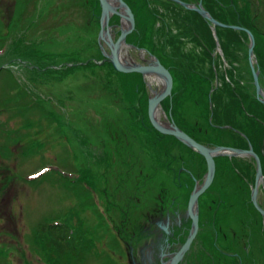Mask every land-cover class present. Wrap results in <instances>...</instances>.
<instances>
[{
	"label": "rangeland",
	"instance_id": "rangeland-1",
	"mask_svg": "<svg viewBox=\"0 0 264 264\" xmlns=\"http://www.w3.org/2000/svg\"><path fill=\"white\" fill-rule=\"evenodd\" d=\"M122 1L127 14L116 12L109 20L113 42L129 31L125 48L119 51L122 62L154 64L158 59L129 44L127 37L135 30L138 14L142 29L146 16H152L146 28L161 56L158 37L178 31L169 20L173 10L147 0V10L140 12L143 0ZM251 2L254 23L263 34L259 45L253 37L257 49L252 61L264 92L258 68L264 56V0ZM130 12L133 26L124 20ZM124 21L129 24L125 30ZM204 21L216 40L215 26ZM101 29L99 0H0V262L4 264H61L60 254L50 246L53 237L42 230L58 220L68 225L73 243L87 254L69 264H132L131 253L137 256L149 241L140 227L149 225L146 216L187 212L191 194L204 184L207 166L202 156H194L190 151H196L175 137L167 139L161 133L156 137L149 131V126L156 129L149 120L148 100L153 91H163L164 82L151 75L119 72L107 57L110 49L100 40ZM216 42V65L222 58L223 69L233 71ZM240 42L243 46L235 48L242 47L240 57L247 53L249 61L250 36ZM181 50L185 56L203 53L191 40L183 42ZM235 68L242 96L252 93L264 104L251 67ZM120 73L138 74L140 81L135 77V84L129 83ZM159 109L163 124L176 125L163 103ZM187 109L192 120L193 109ZM224 143L223 147L234 148L230 138ZM248 150L254 151L251 146ZM215 160L213 182L197 203L198 217L202 224L205 219L220 226L231 249L240 257L247 255L245 264H264V217L252 203L257 160L231 152ZM243 170L245 177L239 173ZM257 200L264 210L263 177ZM211 238L212 244L213 232Z\"/></svg>",
	"mask_w": 264,
	"mask_h": 264
},
{
	"label": "trees",
	"instance_id": "trees-1",
	"mask_svg": "<svg viewBox=\"0 0 264 264\" xmlns=\"http://www.w3.org/2000/svg\"><path fill=\"white\" fill-rule=\"evenodd\" d=\"M181 1L195 3L200 0ZM201 2L210 16L223 25L215 26L216 40L223 52V59L229 62L230 68L231 66L234 67L233 71L230 69L228 72L229 68L223 69L222 58L216 65L215 49L217 42L212 37L209 28L204 27L205 21L201 15L174 1L157 0L153 3L155 6L159 5L167 10L168 8L173 10L169 20L178 29L176 34H171L169 37H158L161 42V56L157 54L153 35L146 28L147 23L153 19L152 16H146L145 23H142L144 26L142 29L139 28V14L137 15L135 30L127 37V42L155 56L172 74L174 80L172 95L163 102V106L171 111L172 119L181 130L208 147L225 146L227 144L224 142L229 138L234 142L232 146L236 149L247 150L251 146L260 157L264 175V104L260 103L252 93L242 96L238 89L239 77L235 74L236 64L250 66L247 53L241 58L242 47L235 48V45L243 46L240 40L248 37L246 31L253 35L258 45L261 42V37H263L257 24L254 23L252 2L251 0H201ZM146 3L147 0L142 1L140 12L147 10ZM134 14L136 15L137 12ZM155 20L157 19L155 18ZM229 26L241 29L234 30ZM190 40L197 50L199 48L203 50L202 55L185 56L186 54L183 53L181 47L183 42ZM256 49L257 47L254 49L255 53ZM262 57L263 62L259 63L258 68H261L264 76V56ZM226 71L227 77L231 81L228 90L226 89L228 84L225 76ZM119 76L129 78V83L135 84L136 80L133 79L135 77L140 81L138 74L120 73ZM262 85L264 86L263 81ZM187 108L193 109L191 113L195 116L192 117V120L187 118L186 114L190 111ZM149 127V131L158 137L160 133L152 129L151 126ZM159 136L167 139L174 138L161 134ZM190 152L203 159L193 150ZM236 160L231 159V163L238 171L240 167ZM219 161L226 163V158H220ZM239 173L243 177L246 175L244 170L239 171ZM247 175L249 176L248 173ZM42 230L53 237L50 246L56 248L60 254L61 264L62 262L65 264L72 263L74 258L78 262L79 259L82 260L87 256L82 248L78 249L73 243V234L67 224L56 221V223L44 225ZM0 264L4 263L0 262Z\"/></svg>",
	"mask_w": 264,
	"mask_h": 264
},
{
	"label": "water",
	"instance_id": "water-1",
	"mask_svg": "<svg viewBox=\"0 0 264 264\" xmlns=\"http://www.w3.org/2000/svg\"><path fill=\"white\" fill-rule=\"evenodd\" d=\"M121 5L125 7V4L123 3L122 0H119ZM175 2H177L178 4H180L181 6L190 9V10H195L197 13H199L204 19L209 20V22L216 26V25H220L223 26L222 24H219L216 20H214L209 13L203 8L202 3L200 2L197 6L194 5H189L186 4L185 2H182L180 0H173ZM101 8H102V29L100 32V40L105 42V44L107 45V47L110 49V55H107V57L109 58L110 62L114 65V67L122 73H131V72H135V73H141V74H153V75H157L159 77H161L164 80V89L163 91L160 93V95L158 96H154L153 98H151L149 100V104H148V116H149V120L152 124V126L161 134L163 135H169V136H173L175 138H177L178 140H180L182 143L188 145L189 147H191L192 149H194L195 151H197L201 156H203L206 160L207 163V176L206 179L204 181V184L196 191H194L192 193V195L190 196L189 199V203H188V213L190 215V217L193 220V231L191 236L188 238L187 242L185 243V245L182 247V249L180 250V252L177 254L176 258L173 260V263H176L179 261V259L182 257V255L185 253V251H187L192 243V241L194 240V237L198 231V227H199V222H198V216L194 213V207L197 206V201L199 199V197L206 192V190L210 187V185L213 182L214 176H215V169H216V163H215V157L220 156V155H225V152H231L233 153V156H245V155H253L256 160H257V182L255 185V188L253 189V194H252V202L254 207L256 208V210L258 212L261 213L262 216H264V210L259 206L258 204V200H257V194H258V183L259 180L262 176V168H261V164H260V160L258 158L257 155L254 154V152L252 150L250 151H245V150H238V149H234V148H226V147H217V148H209L207 146H204L200 143H198L197 141H195L193 138H191L188 134H186L184 131H182L181 129H179L176 125L172 124L170 125L169 128L167 127H163L161 125H159L156 121L155 118L153 116L154 114V110L160 105V103L168 98L171 93H172V89H173V77L170 73V71L165 68L161 62L159 60H155L154 64L151 65H133V66H129L126 65L122 62L120 55H119V48L121 46V44L123 42H125V37L127 35V33L129 32H125L123 33L117 40L116 42H113V38L110 34V30H109V19H107L106 21V26H107V32H106V36H104V26H103V20L105 16H109L111 13H116V11L108 4V2L106 0H99ZM124 19H127L128 21H130L129 24H131V26H133V15L130 12L129 16H125ZM232 29L234 30H240L241 28L239 27H235V26H230ZM248 33V35L251 38V45L249 48V63H250V67L252 69V73H253V78H254V82H255V88H256V92L258 95V98L261 100V102L264 103V99L261 98L262 96H264L260 82H259V75L258 72L256 71L253 61H252V57H253V50H254V38L253 35L249 32L246 31Z\"/></svg>",
	"mask_w": 264,
	"mask_h": 264
},
{
	"label": "flooded vegetation",
	"instance_id": "flooded-vegetation-1",
	"mask_svg": "<svg viewBox=\"0 0 264 264\" xmlns=\"http://www.w3.org/2000/svg\"><path fill=\"white\" fill-rule=\"evenodd\" d=\"M146 218L149 225L140 227L149 235V241H146L145 249L140 254L134 256L131 253L132 264H245L244 260L248 262L247 255L240 257L236 250L231 249L222 236L220 226L211 222L209 224L205 219L202 224L199 218V228L189 249L178 262L173 263L193 229L188 206L185 213L159 212L157 215V212H151ZM211 232L214 234L212 244ZM261 233H264V226ZM208 242L209 245L206 247Z\"/></svg>",
	"mask_w": 264,
	"mask_h": 264
},
{
	"label": "bare ground",
	"instance_id": "bare-ground-1",
	"mask_svg": "<svg viewBox=\"0 0 264 264\" xmlns=\"http://www.w3.org/2000/svg\"><path fill=\"white\" fill-rule=\"evenodd\" d=\"M107 2H108V4L116 11V12H119L120 14H127V10L124 8V6H122L121 5V3H120V1L119 0H106ZM114 13H111L110 14V17L108 16H105L104 17V20H103V26H104V36H106V30L108 29L107 28V26H106V21H107V19H111V16L113 15ZM125 20V19H124ZM129 27V24L126 22V21H124L123 22V30H125L126 28H128ZM110 30V29H109ZM111 34V33H110ZM122 47H124L125 48V42H123L122 44H121V46H120V48H119V51H120V49L122 48ZM149 76V75H148ZM151 77H153L154 78V75H151ZM173 77V76H172ZM157 78H159L160 80H163L161 77H159V76H157ZM164 81V80H163ZM263 94H264V92H263ZM158 95H160V94H156V95H154L155 97L156 96H158ZM261 98H263L264 99V96H262ZM153 116H154V118H155V121L159 124V125H161V126H163V127H169V126H167V125H165V124H163V122H161V112H160V109H159V107H157L155 110H154V114H153ZM248 151H250V150H248ZM253 151V150H252ZM254 152V151H253ZM254 154L255 155H257L255 152H254ZM258 156V155H257ZM258 158L260 159V157L258 156ZM261 168H262V164H261ZM262 177H263V179H264V175H263V169H262V176H261V178H260V180H259V182H261V179H262ZM194 212L195 213H197V214H199V212H198V210H197V206H195L194 207Z\"/></svg>",
	"mask_w": 264,
	"mask_h": 264
}]
</instances>
